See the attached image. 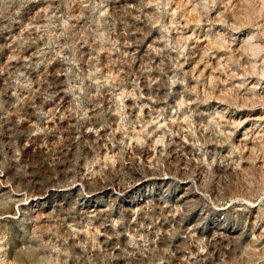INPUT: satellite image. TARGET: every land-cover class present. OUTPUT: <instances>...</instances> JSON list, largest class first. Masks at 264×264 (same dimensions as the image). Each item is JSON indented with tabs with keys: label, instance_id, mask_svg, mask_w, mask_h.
Here are the masks:
<instances>
[{
	"label": "rangeland",
	"instance_id": "rangeland-1",
	"mask_svg": "<svg viewBox=\"0 0 264 264\" xmlns=\"http://www.w3.org/2000/svg\"><path fill=\"white\" fill-rule=\"evenodd\" d=\"M0 264H264V0H0Z\"/></svg>",
	"mask_w": 264,
	"mask_h": 264
},
{
	"label": "bare ground",
	"instance_id": "bare-ground-1",
	"mask_svg": "<svg viewBox=\"0 0 264 264\" xmlns=\"http://www.w3.org/2000/svg\"><path fill=\"white\" fill-rule=\"evenodd\" d=\"M146 178H142V179H140L139 180V182H140V184L142 185V184H144L145 182H146V180H145ZM107 190V189H106ZM187 191V190H186ZM190 192V191H189ZM189 193L188 192H185L184 194H182V196H181V198H183V199H186V198H188L189 197ZM189 199V198H188Z\"/></svg>",
	"mask_w": 264,
	"mask_h": 264
}]
</instances>
